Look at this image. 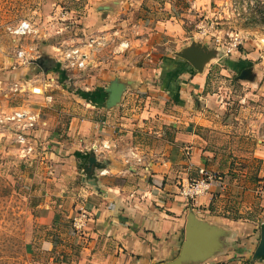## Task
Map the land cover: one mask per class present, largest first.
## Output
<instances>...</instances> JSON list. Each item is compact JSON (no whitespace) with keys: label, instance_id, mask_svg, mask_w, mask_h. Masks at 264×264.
Wrapping results in <instances>:
<instances>
[{"label":"crops","instance_id":"obj_1","mask_svg":"<svg viewBox=\"0 0 264 264\" xmlns=\"http://www.w3.org/2000/svg\"><path fill=\"white\" fill-rule=\"evenodd\" d=\"M69 1L73 5L62 15L65 0H26L30 6L49 3L62 20H80L88 34L106 39L86 69L89 87L81 91L89 97L70 93L68 78L61 79L59 71L45 83L53 70L37 61L59 64L62 49L52 29V36L43 32L35 44L42 57L26 65L37 72L28 76L39 86L29 103L40 110L41 123L34 132V154L20 158L32 177L27 195L42 199L40 222L49 231L43 242L59 249L55 262L264 264V139L253 144L245 138L249 147L238 153L219 147L227 142L214 135L220 128V111L212 104L216 93L210 91L215 65L207 60L208 49L185 35L178 1ZM124 40L130 45L122 51ZM191 50L203 53L198 67L183 55ZM240 57L231 65L247 73L249 82L264 61L253 52ZM214 61L220 74L229 75L223 58ZM12 62L5 59L6 65ZM115 82L122 89L110 104ZM131 149L142 161L126 162ZM202 169L210 176L207 191L194 200L182 196V184L204 176ZM83 210L88 220L75 234L71 217ZM190 219L214 230L218 249L181 256Z\"/></svg>","mask_w":264,"mask_h":264},{"label":"rangeland","instance_id":"obj_2","mask_svg":"<svg viewBox=\"0 0 264 264\" xmlns=\"http://www.w3.org/2000/svg\"><path fill=\"white\" fill-rule=\"evenodd\" d=\"M177 1V13L185 35L193 43L205 46L212 54L207 59L215 65L210 91L216 93L212 104L217 105L220 111L216 122L220 128L214 135L227 142L219 144V147L231 154L243 151L249 147L244 145L245 138L253 139V144L257 138L264 139V64L260 63L261 68L249 82L244 80L248 74L241 73L240 67L233 68L231 64L240 61L243 52H253L257 60L264 61V0ZM26 3V0H0V110L6 113L18 106L37 107L29 103L30 94L39 88L38 82L29 80V75L37 73L26 68L30 62L15 67L5 63L8 56L14 59L16 48L25 47L31 60H36L42 56L34 48L35 44L49 31V36L55 31L62 48L70 44L83 45L90 36L82 21L59 18L60 12L66 15L72 7L71 1L65 0L59 13L52 12L53 6L49 3L45 6ZM24 18L34 22L38 33L26 37L13 36L7 26ZM102 39L105 45L106 39ZM215 57L223 58L227 70L224 73L229 75L219 73L220 65L214 61ZM86 69L65 72L70 78L65 82L70 93L89 87ZM56 72L47 73L49 77L44 75L46 84L53 81L52 77L57 78ZM15 85L17 89H14ZM50 87L51 84L48 91ZM13 135L14 130L4 131L0 127V264H55L59 249L52 248L53 242H47L48 245L43 242L49 231L40 222L42 199L37 193L27 195L32 177L28 162L16 157L12 150Z\"/></svg>","mask_w":264,"mask_h":264},{"label":"built area","instance_id":"obj_3","mask_svg":"<svg viewBox=\"0 0 264 264\" xmlns=\"http://www.w3.org/2000/svg\"><path fill=\"white\" fill-rule=\"evenodd\" d=\"M7 30L13 36H28L30 34L38 33L39 29L35 27L34 22L28 18L19 20L16 24H11L7 26ZM60 32V31H58ZM102 36H92L90 35L87 42L83 45L80 44H70L66 45L61 49L60 58L58 62L61 68L67 72H80L85 70L90 62V57L94 49L98 46L104 45ZM128 41L119 42V47L122 51L129 48ZM14 59L11 65L13 67L25 64L31 61L30 53L27 52L26 48L19 46L14 52ZM66 75V74H65ZM67 76V75H66ZM70 80V78L67 76ZM49 87V85H48ZM16 87L14 89H17ZM52 94H47L45 96V101H52ZM40 111L33 106L24 105L15 107L13 110L8 113L0 110V127L4 131L14 130L13 138V147L16 150V153L21 158H29L35 152L36 146L34 143V132L38 129L40 125ZM104 147H108L107 144H102ZM95 148L93 145L92 149ZM136 159V161H142V157L138 152L134 150H129L128 159L126 160L129 163V159ZM201 174H205V170H200ZM209 175L205 174L202 177L187 180L182 184L180 188V194L190 200H194L197 196L205 193L210 185ZM88 220V213L86 211H80L77 215L71 217V229L75 234L80 233L86 222Z\"/></svg>","mask_w":264,"mask_h":264},{"label":"water","instance_id":"obj_4","mask_svg":"<svg viewBox=\"0 0 264 264\" xmlns=\"http://www.w3.org/2000/svg\"><path fill=\"white\" fill-rule=\"evenodd\" d=\"M205 49L207 48L205 47ZM183 55L195 67H198V63L203 57L201 50H191ZM121 89L122 86L120 84L116 82L113 83L110 88V104H114L119 100V91ZM185 238L181 250V256H205L219 248L214 230L210 226L193 219H190L186 224Z\"/></svg>","mask_w":264,"mask_h":264},{"label":"trees","instance_id":"obj_5","mask_svg":"<svg viewBox=\"0 0 264 264\" xmlns=\"http://www.w3.org/2000/svg\"><path fill=\"white\" fill-rule=\"evenodd\" d=\"M37 63L40 65V67L42 69H45V70L51 69V70L59 71L60 78L61 79L65 78V73H64L63 70H59L60 68H59V64L58 63H56V62L54 63L52 60L47 59V58H41L40 60L37 61ZM76 92H79V93L81 92V94H83L85 96H88V97H89V94H90V92H86L84 90L83 91L77 90Z\"/></svg>","mask_w":264,"mask_h":264}]
</instances>
